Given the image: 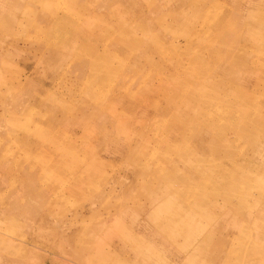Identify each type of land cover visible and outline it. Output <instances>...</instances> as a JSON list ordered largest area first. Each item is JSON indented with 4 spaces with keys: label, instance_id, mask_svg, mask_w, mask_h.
<instances>
[{
    "label": "rangeland",
    "instance_id": "obj_1",
    "mask_svg": "<svg viewBox=\"0 0 264 264\" xmlns=\"http://www.w3.org/2000/svg\"><path fill=\"white\" fill-rule=\"evenodd\" d=\"M0 146V264H264V0H0Z\"/></svg>",
    "mask_w": 264,
    "mask_h": 264
},
{
    "label": "bare ground",
    "instance_id": "obj_2",
    "mask_svg": "<svg viewBox=\"0 0 264 264\" xmlns=\"http://www.w3.org/2000/svg\"><path fill=\"white\" fill-rule=\"evenodd\" d=\"M180 2H181V0H180ZM79 8V7H78ZM55 10V9H54ZM53 14V13H52ZM193 17V16H192ZM51 19H52V17H51ZM50 20V19H49ZM206 22V20L204 21V23ZM201 23H203V22H201ZM206 24V23H205ZM205 26V25H204ZM139 28V27H138ZM104 30H98V31H100L99 33L100 34H104V33H108L110 30H112V29H105V28H103ZM121 31V30H120ZM112 32V31H111ZM191 33H192V31H191ZM116 35V34H115ZM128 35V34H127ZM187 38V37H186ZM243 38V37H242ZM190 40V39H189ZM249 40V39H248ZM255 40H257L256 41V46L259 44V41H260V37H258V38H256ZM191 41V40H190ZM207 43V42H206ZM204 46V45H203ZM206 47V46H205ZM202 48H204V47H202ZM200 49H201V47H200ZM196 54V53H195ZM199 56V55H198ZM59 58V57H58ZM175 59V58H174ZM212 59V58H211ZM57 60V59H56ZM150 61V60H149ZM239 61V60H238ZM212 62H213V60H212ZM25 63V62H24ZM150 63V62H149ZM215 63V62H214ZM213 64V63H212ZM169 65V64H168ZM213 65H215V64H213ZM213 65H212V67H213ZM114 66V65H113ZM163 66V65H162ZM3 67V66H2ZM193 67V66H192ZM44 69V68H43ZM42 69V70H43ZM126 70V69H125ZM224 70V69H223ZM208 71V70H207ZM206 71V72H207ZM248 71V70H247ZM33 72V71H32ZM214 73V72H213ZM251 73V72H250ZM260 73V72H259ZM221 75V74H220ZM46 76V75H45ZM238 78H239V76H238ZM139 80V79H138ZM116 81H118V80H116ZM121 81V80H120ZM120 82L118 81V86L115 88V85L114 84H111L110 86H109V89L106 91V93H105V96L103 97V99L107 96V95H110L109 93L112 91V93H114V92H116V90H117V88L120 90V89H122V87H123V85L121 84H119ZM145 89V88H144ZM153 89V88H152ZM12 90V89H11ZM65 90V89H64ZM115 90V91H114ZM148 90V89H147ZM149 91H151V90H149ZM148 91V92H149ZM94 92V91H93ZM121 92V91H120ZM156 92L157 91H155L154 89L151 91V93H155L156 94ZM143 93V92H142ZM145 93V92H144ZM69 94V93H68ZM113 95V94H112ZM115 95V94H114ZM97 96V95H96ZM100 96V95H99ZM139 97H141V96H139ZM142 97H143V95H142ZM71 98V97H70ZM97 98V97H96ZM99 98V97H98ZM88 99L89 100H91V98H90V96L88 97ZM93 99H94V97H93ZM131 99H133V98H131ZM131 99H130V101H131ZM144 99V98H143ZM72 100V99H71ZM82 100V99H81ZM95 100V99H94ZM68 101H70V100H68ZM67 101V102H68ZM96 101V100H95ZM121 101V100H120ZM119 101V105H121L123 102H120ZM128 102V103H132V102ZM134 101H137V100H134ZM66 102V101H65ZM241 102V101H240ZM78 103V102H77ZM114 103V102H113ZM116 103L117 102H115V104L114 105H116ZM134 104V103H133ZM95 105V104H94ZM113 105V108L115 107ZM123 105H124V103H123ZM136 104H134V106H135ZM137 105H138V102H137ZM139 107H142V105H141V103H139ZM84 106H86V105H84ZM125 106H126V104H125ZM26 107V106H25ZM82 107V106H81ZM66 108V107H65ZM64 108V109H65ZM241 108V107H240ZM94 109H96V108H94ZM127 109V108H126ZM139 109V108H138ZM12 110V109H11ZM93 111V110H92ZM91 111V112H92ZM103 111V110H102ZM135 111V110H134ZM95 112V111H94ZM107 112V111H106ZM104 113V112H103ZM115 113V112H114ZM114 113H113V111H110L109 112V117L111 118V119H113L114 118ZM88 114V113H87ZM17 115V114H16ZM104 115V114H103ZM116 116V115H115ZM118 117V116H117ZM183 117V116H182ZM263 117V116H262ZM85 118V117H84ZM170 118V117H169ZM180 119V118H179ZM13 120V119H12ZM170 120V119H169ZM209 122V121H208ZM114 124H116V125H114V126H118V128H120L122 125H118L117 123H115V122H113ZM133 123H134V121H129L128 122V125L131 127V128H134L133 127ZM139 123V122H138ZM187 123V122H186ZM85 124V123H84ZM110 125H111V123H110ZM182 127H184L185 125H187V124H185V122H182ZM211 125H208V127H210ZM123 127V126H122ZM208 127L206 128L207 130H208ZM180 129H182V128H180V127H177V129L176 130H178V131H180ZM178 131H176L175 133L177 134V133H180V132H178ZM181 134V133H180ZM113 135V134H112ZM220 139V138H219ZM213 141V139L212 140H210V142H212ZM221 141V140H220ZM13 142V141H12ZM2 143H5V142H2ZM99 144V143H98ZM180 144V143H179ZM118 145V144H117ZM13 146V145H12ZM143 146V145H142ZM1 147V146H0ZM104 147V146H103ZM122 147V146H121ZM15 148V147H14ZM138 148V147H137ZM230 148V147H229ZM231 149V148H230ZM3 151V150H2ZM109 151V150H108ZM129 151V150H128ZM131 152V151H130ZM129 153V152H128ZM195 153V152H194ZM118 155V154H117ZM144 155V154H143ZM142 155V156H143ZM178 155V154H177ZM199 156V155H198ZM133 157V156H132ZM141 159H142V157H141ZM132 160H130V162H131ZM181 161V160H180ZM179 161V162H180ZM155 162V161H154ZM138 163V162H137ZM154 164V163H153ZM171 164H173L174 166H176V164H178L177 163V161H176V163H171ZM5 165H7V164H5ZM136 165V164H135ZM150 165V164H149ZM148 165V166H149ZM172 166V165H171ZM184 166V165H183ZM182 166V167H183ZM190 166V165H189ZM139 167V166H138ZM151 167V166H150ZM147 168H149V167H147ZM151 168H153V167H151ZM156 169V167H154L153 168V170H155ZM159 169V168H158ZM8 170V169H7ZM188 170V169H187ZM4 171V170H3ZM140 171V170H139ZM139 171H138V173H139ZM148 173V175L149 174H152L154 171H152L151 169L150 170H145V173H144V176H143V180H145L146 178H147V173ZM218 172V171H217ZM72 173H73V171H72ZM138 173L136 174L134 171H132V176H133V180H132V182L133 183H135L134 182V180L135 181H139L140 180V177H139V175H138ZM201 173V172H200ZM131 174V173H130ZM212 174V173H211ZM214 174V173H213ZM6 175V174H5ZM181 175V174H180ZM187 175H189V174H187ZM206 175V174H205ZM82 176V175H81ZM150 176V175H149ZM160 176V175H159ZM202 176H204V175H202ZM207 176H208V174H207ZM2 177V176H1ZM3 177H5V176H3ZM84 178V177H83ZM212 178V177H211ZM132 179V178H131ZM70 181V180H69ZM131 181V180H130ZM194 181V180H193ZM20 182H22V181H20ZM95 183V182H94ZM20 184V183H19ZM29 184V183H28ZM82 184V180H80L79 178L75 181V184L73 185V187L72 188H70L69 189V191H67L69 194L71 193V194H73L72 192H74L75 191V189L76 188H78L80 185ZM228 184V183H227ZM87 185V184H86ZM92 185V184H91ZM130 185H132V184H130ZM88 186V185H87ZM95 186V185H94ZM226 186V185H225ZM230 186V185H229ZM32 187V186H31ZM228 187V186H227ZM226 187V188H227ZM15 188V187H14ZM85 188V187H84ZM232 188V187H231ZM88 189V188H87ZM229 189V188H228ZM97 190V189H96ZM223 190V189H222ZM29 191V190H28ZM27 191V192H28ZM47 191V190H46ZM92 191V190H91ZM106 191V190H105ZM129 191V190H128ZM220 191H221V189H220ZM224 191H225V188H224ZM223 191V192H224ZM230 191H231V189H230ZM96 192V191H95ZM222 192V193H223ZM101 193V192H100ZM130 193H132V191H130ZM18 194V193H17ZM185 194H186V191H185ZM224 194V193H223ZM99 195V194H98ZM113 195V194H112ZM103 196H105V195H103ZM221 196H222V194H221ZM225 196V195H224ZM233 196V195H232ZM84 197H85V195H84ZM98 197V196H97ZM96 197V198H97ZM108 197V196H107ZM229 197V196H228ZM234 197V196H233ZM103 198H105V197H103ZM230 198V197H229ZM219 199H220V197H219ZM224 199V202H225V198H223ZM94 200V199H93ZM100 200V199H99ZM99 200H98V202H99ZM196 200V199H195ZM101 201V200H100ZM147 201L149 202V203H155L156 204V206L154 207V208H150V209H147V208H141L140 209V211L142 212V216H144L143 217V219L146 221L145 223H148V224H150L152 227H154L158 232L161 230H164V228H162V226H161V221H163V222H165L167 225L169 224V225H171V231L170 232H168L170 235V237H177V236H180V237H182L181 235H183V236H185V234L183 233L182 234V231L186 228V227H184V229H183V225L185 224L184 222H187L186 220H188V219H191V218H193L194 217V215H188L187 214V211L186 210H190V204H192V205H194V203L192 202V201H190V200H187L186 199V197L185 198H183V199H179V198H177V197H175V196H173L171 193H170V191H169V189H166V188H157V190H156V192H154L152 195H148L147 196ZM198 201V200H197ZM196 201V202H197ZM215 201V200H214ZM202 202V201H201ZM198 203V202H197ZM217 203V202H216ZM226 203H228V202H226ZM45 204V203H44ZM128 204V203H127ZM201 204V203H200ZM204 204V203H203ZM213 204V203H212ZM223 204V203H222ZM243 204V203H242ZM46 205V204H45ZM216 205V204H215ZM220 205V204H219ZM224 205V204H223ZM42 206V205H41ZM91 206V205H90ZM123 206V208H124V205H122ZM188 207V208H184V207ZM20 207H21V205H20ZM192 207V206H191ZM212 207V206H211ZM42 208V207H41ZM52 208V207H51ZM91 208H93V207H91ZM122 208V207H121ZM204 208V207H203ZM207 208V207H206ZM229 208H230V206H229ZM94 209V208H93ZM211 209V208H210ZM231 209V208H230ZM259 209V208H258ZM258 209H255V211L256 210H258ZM37 210V209H36ZM203 210H205V208L203 209ZM213 210V209H212ZM227 210H228V208H227ZM261 210V209H260ZM81 211V210H80ZM106 211H107V209H106ZM211 211V210H210ZM214 211V210H213ZM221 211V210H220ZM259 211V210H258ZM37 212V211H36ZM86 212V211H85ZM225 212V211H224ZM227 212V211H226ZM236 212V211H235ZM91 213H92V211H91ZM111 213V212H110ZM201 213V212H200ZM223 213V212H222ZM255 213V212H254ZM87 214V213H86ZM104 214H106V213H104ZM108 214V213H107ZM154 214H159V215H161L162 217H161V219H159V220H157V221H149V220H146V218L147 217H149V215H154ZM196 214V213H195ZM215 214H217V213H215ZM221 214V213H220ZM224 214V213H223ZM257 214V213H256ZM48 215H49V213H48ZM81 215V214H80ZM203 215V214H202ZM227 215V214H226ZM263 215V214H262ZM57 216V215H56ZM86 216V215H85ZM196 216V215H195ZM264 216V215H263ZM46 217V216H45ZM205 217V216H204ZM214 217V216H213ZM226 217V216H225ZM231 217V216H230ZM7 218V217H6ZM15 218V217H14ZM79 218V217H78ZM39 219H41V218H39ZM232 219H234V218H232ZM79 220H80V218H79ZM39 221V220H38ZM71 221V220H70ZM190 221V220H189ZM43 222H44V219H43ZM59 222V221H58ZM57 222V223H58ZM69 222V221H68ZM190 222H192V221H190ZM208 222V221H207ZM226 222V221H225ZM31 223V222H30ZM145 223H143V225H142V229H144V224ZM184 223V224H183ZM38 224V223H37ZM56 224V223H55ZM62 224V223H61ZM188 224V223H187ZM40 225V224H39ZM45 225H47V224H45ZM63 225V224H62ZM65 225V224H64ZM106 225H108V224H106ZM179 225H181V227H182V229H181V227L179 226ZM44 226V225H43ZM59 226V225H58ZM40 227V226H39ZM50 227V226H49ZM54 228H55V226H53ZM52 227V228H53ZM140 227V226H139ZM138 227V228H139ZM146 227H147V225H146ZM146 227H145V229H146ZM215 227V226H214ZM36 228H38L37 226H36ZM48 228V227H47ZM52 228H51V230H52ZM79 228H81V227H79ZM69 230H70V228H68ZM82 229V228H81ZM190 229H191V227H190ZM211 229V228H210ZM37 230V229H36ZM45 230V229H44ZM47 230V229H46ZM60 230V229H59ZM66 230V229H65ZM125 230V229H124ZM123 230V232H125V233H127V234H129V235H131V236H133L134 237V235L132 234L133 233V231L131 230H129L128 232H126V231H124ZM219 230V229H218ZM62 231L64 232V230L62 229ZM73 231H74V229H73ZM185 231V230H184ZM183 231V232H184ZM68 232V231H67ZM71 231H69V233H70ZM77 232V231H76ZM120 232V231H119ZM119 232H116V233H114L113 234V232H112V235H111V237H112V239H114V237L115 238H119V240H121V238H120V234H119ZM211 232V231H210ZM218 232V231H217ZM46 233H49V232H46ZM50 233H52L53 234V232H50ZM75 233V232H74ZM73 233V234H74ZM79 233H80V230H79ZM84 233V232H83ZM86 233V232H85ZM87 233H88V231H87ZM160 233V232H159ZM162 233V232H161ZM185 233H189V232H185ZM213 233V232H212ZM38 234V233H37ZM45 234V233H44ZM67 234V233H66ZM71 234V233H70ZM69 234V235H70ZM72 234V235H73ZM81 234V233H80ZM216 234V233H215ZM46 236H49V234L47 235V234H45ZM81 235H83V234H81ZM80 235V236H81ZM85 235V234H84ZM83 235V236H84ZM121 235L123 236V233H121ZM191 235V234H190ZM218 235H219V233H218ZM73 236H75V235H73ZM92 236V235H91ZM162 236H164V235H162ZM199 236V235H198ZM52 237V236H51ZM77 237V236H76ZM87 237V236H86ZM167 237V236H166ZM42 238V237H41ZM184 238V237H183ZM73 239H74V237H73ZM91 239V238H90ZM165 239H167V238H165ZM43 240H45V239H43ZM99 240V239H98ZM198 240V239H197ZM207 240H208V237H206L205 239H201L200 240V242L199 243H197L196 244V246H193V252L195 253L194 254V256L196 257H198V256H200L201 255V253H202V250H203V246L207 243ZM25 241V240H24ZM49 241V240H48ZM47 241V242H48ZM171 242H172V240H170ZM99 242H101V241H99ZM25 243V242H24ZM26 243H27V241H26ZM46 243V242H45ZM49 243H50V241H49ZM96 243V242H95ZM112 243L113 242H110V244H108V250H106V252L104 253V257H106V259L108 260V262L110 263V264H118L119 263V259L116 257L117 255H116V252L117 251H115V248H113V246H112ZM48 244V243H47ZM103 244V243H102ZM134 244H138V245H141V244H148V243H145V242H142L140 239L138 240L137 238H134ZM194 244H195V242H194ZM22 246V245H21ZM96 246H97V244H96ZM102 246V245H101ZM175 247H176V252L178 253V251H182V250H185L186 251V249L188 250V248H187V246L183 243V244H181L180 246L179 245H174ZM26 248V247H25ZM54 249H56V248H54ZM216 249V248H215ZM74 250H75V247H74ZM104 251V249L103 250H101V249H98V255H103V252ZM119 251V250H118ZM76 252V251H75ZM78 252V251H77ZM154 252H157V251H154ZM187 252V251H186ZM206 252V251H205ZM53 253V252H52ZM158 253H159V258H157L156 260H155V262H156V264H168V261H166V258H164V252H159L158 251ZM177 253L175 254V253H172V252H169V257H170V259L169 260H171V258L173 259L174 258V256H176L177 255ZM210 253V252H209ZM61 254V253H60ZM88 254V253H87ZM214 254V253H213ZM225 255H226V253H224ZM247 254V253H246ZM73 255H77V253L76 254H73ZM186 255V254H185ZM209 255H211V254H209ZM217 255V254H216ZM215 255V256H216ZM224 255V256H225ZM79 256V255H78ZM81 256H82V254H81ZM81 256H80V258H81ZM168 256V255H167ZM166 256V257H167ZM223 256V255H222ZM227 256V255H226ZM247 256V255H246ZM179 257V256H178ZM202 257V256H201ZM206 257V256H205ZM242 255L240 256V259H242ZM216 258H217V256H216ZM223 258V257H222ZM256 258V256L255 255H253V254H251L250 255V259H255ZM104 259V258H103ZM207 259V258H206ZM230 259V258H229ZM168 260V259H167ZM249 261V260H248ZM92 262V261H91ZM220 262H222V261H220ZM243 262V261H242ZM86 263V262H85ZM218 263V262H217ZM223 263V262H222ZM87 264V263H86ZM185 264V263H184Z\"/></svg>",
    "mask_w": 264,
    "mask_h": 264
}]
</instances>
